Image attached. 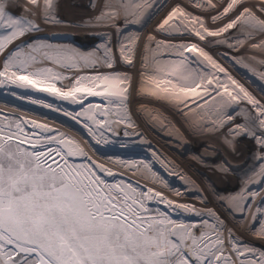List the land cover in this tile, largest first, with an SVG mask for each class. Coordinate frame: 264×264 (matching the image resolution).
<instances>
[{
  "label": "snow or ice",
  "instance_id": "6c2138e0",
  "mask_svg": "<svg viewBox=\"0 0 264 264\" xmlns=\"http://www.w3.org/2000/svg\"><path fill=\"white\" fill-rule=\"evenodd\" d=\"M246 3L247 0H227L218 16L212 18L227 19L220 27H205L200 17H193L190 24L199 28L194 34L218 37L239 28L249 39L261 37L252 47L264 49V0H253L251 7ZM25 4L26 7L20 6L23 14H14L9 0H0V56L4 57L0 84L34 88L66 100L83 94L103 96L107 101L105 108L93 109L90 105L86 116L93 127L89 123L84 127L93 137L100 135L99 143L106 142L105 131L112 132L118 123L131 119L126 109L120 115L127 102L130 78L119 73H100L78 77L73 86L58 88L52 80L60 76L53 77V69L41 67L42 64L51 61L63 67L94 66L99 59L68 46L32 40L31 33L40 31L38 19L59 21L54 0H25ZM197 6L213 10L217 7L212 0ZM153 8L152 0H105L104 10L95 19L113 26L120 18L125 24L139 23L146 13L152 15ZM190 15L177 6L158 27L166 32L186 28ZM117 32L123 36L122 29L117 28ZM124 39L127 44L120 41L119 52L131 64L136 38L128 35ZM240 44L237 40L236 46ZM193 49L199 58L189 60L184 52ZM175 56L174 60L162 64L157 61L155 67L147 69L153 73V91L170 102H184L185 107V98L192 94L202 104H207L208 99L215 102L219 96L220 102L213 106L217 116L213 126L217 129L233 122L229 108L247 101L250 109L242 112L244 123L235 124L229 130L230 137L250 136L264 148V102L233 79L205 50L195 45L180 46ZM103 59L108 67L112 66L113 56L107 45ZM215 71L226 79H217ZM157 76L164 79L157 80ZM194 106L204 111L200 103ZM113 112L119 119L111 115ZM9 115L0 121V264H264V251L249 248L231 230L225 233L213 213H204L209 219L198 224L173 219L168 212L150 204L158 201L173 211L182 208L188 213L193 208L177 205L153 188L125 180L110 182L105 173L111 177L115 175L113 171L92 160L78 141L68 139L65 133L54 134L56 130L47 124L23 117L10 119ZM28 124L33 126L32 131H26ZM77 159L81 162L77 163ZM119 163L151 170L148 164L136 161ZM256 176L264 177V165L248 182H256ZM252 196L255 193L232 197L233 209L250 211ZM256 212L264 216V209L257 208ZM259 235L264 237V225Z\"/></svg>",
  "mask_w": 264,
  "mask_h": 264
},
{
  "label": "rangeland",
  "instance_id": "374dc122",
  "mask_svg": "<svg viewBox=\"0 0 264 264\" xmlns=\"http://www.w3.org/2000/svg\"><path fill=\"white\" fill-rule=\"evenodd\" d=\"M137 2H140V0H137ZM212 2L217 6L216 10L208 7H198L197 5H203L204 0H152L154 8L151 16L146 13L139 23L129 22L127 24H125L123 18H120L113 26L107 22H97L95 19L104 10L105 0H54L55 16L59 22H46L42 19H38L37 22L40 24L41 30L49 32L48 34L42 33L41 37L47 36V39L63 37L65 42L62 46H68L82 54H92L99 59V63L94 66L86 64L75 67L62 66V69H64L63 76L59 74L57 76H60L61 79H67L70 75L69 78H72V80L69 79L71 82L68 85L59 86V88L73 86L78 77H95L100 73H119L121 76L126 75L130 78L131 87L127 94V102L120 110V115L126 109L131 119L118 123L113 130L132 134L138 131L139 137L146 141L143 148L147 151L140 152L141 156L133 159L123 158V156H106V158L116 159L115 157H121L124 160H134L138 163L148 164L151 170H137L135 167L118 168V170L120 169L119 172L124 173V176L108 177L105 175L106 178L110 182L125 180L144 188H153L156 192L162 193L168 200L175 201L178 199L177 189L180 186L175 174L180 173L184 175L187 182L185 188L190 186L196 190L194 194L187 196V200L190 201L189 203H194V208L203 207L202 220L209 219L204 213L211 212L222 223L224 226L222 230L225 233L227 230H231L236 239L249 248L264 251V237L259 235L261 226L264 225V216L256 212L257 208L264 209V177L256 176V182H248L249 177L260 171V168L248 169V164H253L252 161L257 160L258 156L253 155V160L245 159L244 150L246 146L240 144L239 138H231L229 134V130L234 127L233 123H237L238 120L240 121L239 124L244 123L242 112L250 109V105L245 101L247 103L241 107L242 112L238 111L235 114H233V109L236 106L229 108L227 111L233 116V122L225 123L217 129L213 126V122L217 119L213 106L215 102H220L219 96L216 97L215 102L208 99L207 104H202L198 97L192 94L190 97L185 98L187 107H185L184 102L180 104L170 102L153 91L156 87L150 79L153 77V73L147 70L155 67L157 61L160 63L176 59L175 53L180 49V46L195 45L197 48L208 52L218 64L227 70V73L233 79L243 85L257 99L264 102V66L257 68V75L260 77L255 76L258 78L252 79L250 76H253V74L250 70L246 72L249 75L245 72L246 75H244L236 62V60H240L239 54L241 53L239 52H248V48H250L253 39L256 37L249 39L244 34V30L239 28L230 30L218 37H198L194 34L199 28L190 24L193 17H200L205 27L208 28L220 27L222 24L227 23V19H212L222 11V5H225L227 0H212ZM252 2L253 0H247L245 6L251 7ZM9 4L10 10L14 14H23V9L20 6H27L25 0H9ZM177 6L184 9L186 13L191 14L188 20L185 21V24L189 26L175 31L160 30L158 25ZM117 28L123 30V36L118 34ZM64 33L66 36L62 35ZM128 34L136 38L132 44V52L138 53L139 51L141 55L147 54V59L139 56L138 66L135 64V58L132 57V63L129 64L121 57L119 52L120 45H118V42H126L124 37ZM47 39H45L46 42ZM237 40L241 41L240 46H236ZM53 41L54 39L51 40L52 43ZM106 45L111 48L113 56L111 67H108L103 59ZM153 52H157L159 55L155 56ZM190 53L191 50L184 52L185 57L189 60L194 57ZM251 56L253 58L260 57L254 54L249 55V57ZM3 59L4 57L0 56V63ZM50 63L52 62L49 61L48 64L51 65ZM242 66L248 68L250 65ZM214 74L217 79H226L218 71H215ZM260 78L261 80H259ZM155 79L164 78L157 76ZM141 85L147 86L150 91L146 92L147 90ZM140 88H143L144 91ZM100 90L97 89V91ZM197 92L201 96L204 95L201 89H197ZM31 96L38 99L33 93ZM9 97V95L0 97V106L6 108V110H0V121L4 120L6 114H10V119L23 117L25 120L35 121L32 116L46 118L48 121L56 123L55 134L65 133L68 139L78 141L87 153L100 155V150L97 149L94 142L89 140L88 132L84 129L85 123H89V127L92 125L87 116H79L77 112L80 110H71L75 112L71 113L73 115H69L68 118L66 115L59 116L33 109L20 108L14 101L9 100ZM78 97L82 98V95H78ZM90 98L95 104L107 102L103 96H92ZM197 103L201 104L204 109L203 112L199 107L194 106ZM129 104L134 105L132 107ZM70 105L64 104L61 110L65 112ZM148 108L153 111L155 118H151L147 113ZM8 109L19 112L8 111ZM24 113L28 116L27 119L23 115ZM74 114L78 116H74ZM115 115L119 119L116 113ZM223 118L226 119V117ZM32 128L33 126L28 124L26 131H32ZM242 138H244L243 135L240 139ZM183 141H187V143L184 144ZM253 144L259 146L256 141ZM208 147L213 148L219 156V162L216 164L211 162L212 157L205 154L207 152L204 149ZM259 148L264 149L261 145ZM261 153L264 154V151ZM76 162L80 163L81 160L77 159ZM261 164L264 165V160L261 161ZM224 169H227V171H224ZM241 186L244 188L243 191L240 190ZM252 193H255V196L251 197V202L248 204L250 211L241 213L233 209L232 197L241 195L249 197ZM150 206L168 212L173 219H184L185 213L177 210L178 215L175 212L176 209L173 211L166 204L154 201Z\"/></svg>",
  "mask_w": 264,
  "mask_h": 264
},
{
  "label": "bare ground",
  "instance_id": "6f19581e",
  "mask_svg": "<svg viewBox=\"0 0 264 264\" xmlns=\"http://www.w3.org/2000/svg\"><path fill=\"white\" fill-rule=\"evenodd\" d=\"M80 29H82V28H80ZM42 33L48 34L49 32L47 33L46 31H43L40 29L39 32H34L33 34H31V39L34 41H45V39H47L46 38L47 36L41 37ZM62 35H65V33ZM40 37H41V39H40ZM25 38L28 39V37H25ZM53 39H54V41L52 43L51 40H53ZM255 39L260 40L261 37H256ZM256 40L253 39L252 44L255 43ZM64 42H65V39L63 37H55L52 39H47V43H50L53 45L62 46L64 44ZM124 43L127 44V41ZM118 45H120V42H118ZM257 49L258 48H253L251 45L250 48H248V52H245V51L239 52V53H241V54H239L240 60H236V62L238 63V65L242 69L241 73L244 74V72L246 73L248 70H250V72L253 74V76H250L252 79L260 77L259 75H257V68L260 67L261 65H264V63H262V62H264L263 57H261V56L258 58L257 57L253 58L252 56L249 57V55L254 54L255 50H257ZM132 51H133V49H132ZM153 54L155 56L159 55V53H157V52H153ZM139 56L146 58L147 54L141 55L139 53V51H138V53L132 52V57L135 58V64L137 66L139 63L138 62ZM48 63L49 62L42 64L41 67H49L50 66L53 69V72H52L53 77L57 76V74H59L60 76H63V70L64 69H62V66L55 64L54 62L50 63L52 65L51 66ZM156 63H155V66H156ZM160 63L162 64L164 62H160ZM247 63L250 65V66H248L249 69L244 68L242 66V65L247 66L248 65ZM256 64H258V65L261 64V65L256 66ZM246 74H244V75H246ZM247 75H249V74H247ZM255 76H258V77H255ZM69 77H70V75L67 77V79H64V78L63 79L60 78L58 80L53 79L52 82H54L58 88H59V86H66L71 82V81H69V79L72 80V78H69ZM259 80H261V78ZM253 82H255V81L253 80ZM141 87H143L145 90H147L146 92L150 91V90H148L149 88L145 85L144 86L141 85ZM143 88H140V89L143 90ZM32 90H34V88L25 89V88H19V87H16L14 85H10V84H0V97H7V95H9L11 97V98L9 97V100H11L12 102L14 101V103L20 108L33 109L36 111L46 112L47 114H54V115L56 114L59 116L66 115L68 118H69L68 113H74L75 111L80 110L79 112H77L79 114V116H86V113L88 112V108L90 105L93 107V109H95L97 107L105 108V105L107 103V102H105V103L100 102V103L95 104L94 101L90 98L92 96H88L87 94H83L82 98H79L77 96V98H75L70 103L71 105H70V107H68L69 109L65 110V112H64L63 110H61L62 109L61 107L64 105V102L66 101V99L60 98L58 95H53L51 93L44 92V91H41V93L39 95H36V97H38V99H36L33 96H31ZM34 96H35V94H34ZM34 101H43L44 103L41 104V103H37ZM245 103H247V102L242 100V101H240L239 105L234 104L236 106L233 109L234 113H233V110L231 112L233 114H235L236 112L241 111L242 110L241 107H243V105H245ZM48 105H51V107H49ZM131 105L133 107L134 104H129V106H131ZM234 105L232 107H234ZM111 107H112V105L109 104L108 108H111ZM57 109H59V110H57ZM0 110H6V108H4L3 106H0ZM71 110H75V111H71ZM8 111L19 112L16 110H9V109H8ZM146 111L150 115L151 118H155L153 116L152 110H150L148 108ZM76 114H74V116H78ZM23 115L25 116L26 119L28 118V116H26L25 113ZM71 115H73V114H71ZM111 115H115V113L113 112ZM32 117L36 122H38L40 124H47L48 126H50L51 129H54V130L57 129L56 128L57 125L53 121H48L46 118H43V117H36V116H32ZM234 120H235V118H234ZM108 122L111 123L112 120L109 119ZM239 123H240V121L238 120L237 123H233V126L235 124H239ZM90 127H93V126H90ZM84 129H86V128L84 127ZM86 130L88 132L89 140L94 142L97 149L100 150L99 152H101L100 155H93L92 153H90V154L88 153V155L92 158V160L96 161L97 163H103L108 168H110L113 171V173L115 174V175H113V177H116L118 175L124 176V173L119 172L120 169L118 170V168H125L126 166H122L119 162L120 161L127 162L130 160H127V159L124 160L121 157L120 158L115 157L116 159H112V158L109 159V157L106 158V156H123V158L125 157V158L133 159V158H137V157L141 156L140 152L147 151L145 148H143L144 145L146 144L145 143L146 141L143 138L139 137L138 131H136V133H134V134L128 133L127 135H125V133L118 131V130H113L112 132H110V134H108V132L105 131L103 133V138L106 142L99 143L98 141L101 139L100 135H96L95 137H93L89 133L88 129H86ZM93 130L95 131V129H93ZM240 137L241 136L237 137L240 140V144L243 146H246L245 147L246 149L244 150L245 151V159L253 160L254 159L252 157L253 155L258 156L257 160L254 159L252 161L253 164H248V169L260 168L259 166L262 165L261 164V161H262L261 157L264 156V154H262L261 152H263L264 149H260L259 148L260 145L256 146L255 144H253L256 141L254 138H252L250 136H244V138L240 139ZM183 143L185 144V143H187V141H183ZM204 150H205V152H207V153H205L207 156L209 155L210 157H212V160H211L212 163L216 164L217 162H219L218 161L219 156H217V154L214 152L213 148L208 147L207 149L205 148ZM105 175L107 176L106 173H105ZM175 178H176V180L178 179V184H180V186H179V189H177L178 190L177 191L178 199L175 200L174 202L177 205H188V206L193 208L192 213H185L184 214V219L182 221L187 222V223H197L198 224L203 218V207L201 206L199 209L194 208V205H193L194 203L193 204L189 203L190 201L187 200V198H188L187 196L189 194H194V192H196V190H195V188H191L190 186H188V188H185V187H187V185H186L187 182L184 179L185 178L184 175L178 173V174H175ZM242 189H244L243 186L240 187V190H242ZM177 210H179V208H176V211H175L176 214L179 215ZM196 212L201 213V215H196L195 214Z\"/></svg>",
  "mask_w": 264,
  "mask_h": 264
},
{
  "label": "water",
  "instance_id": "95a60500",
  "mask_svg": "<svg viewBox=\"0 0 264 264\" xmlns=\"http://www.w3.org/2000/svg\"><path fill=\"white\" fill-rule=\"evenodd\" d=\"M258 42H259V40L257 39V40L255 41V43H258ZM191 53L193 54L194 57L199 58V57H198V54L196 53V51H195L194 49L191 50ZM263 54H264V49H260V48H258L257 50H255V53H254V55H257V56H259V55H263ZM247 64H248V63H247ZM32 93H34L35 95H39V94L41 93V90L34 89V90H32ZM72 101H73V99H68V100H66V101L64 102V104H70ZM158 122L160 123L159 120H158ZM179 210H181V211L184 212V213H188V212H185L182 208H179Z\"/></svg>",
  "mask_w": 264,
  "mask_h": 264
},
{
  "label": "flooded vegetation",
  "instance_id": "af4514ba",
  "mask_svg": "<svg viewBox=\"0 0 264 264\" xmlns=\"http://www.w3.org/2000/svg\"><path fill=\"white\" fill-rule=\"evenodd\" d=\"M254 40H256V39H254ZM250 55H252V54H250ZM264 55V54H263ZM263 55H259V56H263ZM263 58H264V56H263ZM258 64H256V66H257ZM261 64H259L258 66H260ZM255 66V67H256ZM264 66V65H263ZM260 67H262V65L260 66Z\"/></svg>",
  "mask_w": 264,
  "mask_h": 264
}]
</instances>
